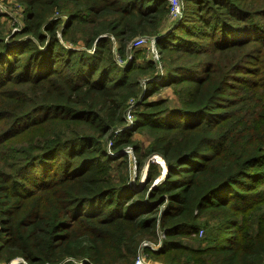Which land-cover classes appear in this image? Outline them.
Returning a JSON list of instances; mask_svg holds the SVG:
<instances>
[{
    "label": "trees",
    "instance_id": "obj_1",
    "mask_svg": "<svg viewBox=\"0 0 264 264\" xmlns=\"http://www.w3.org/2000/svg\"><path fill=\"white\" fill-rule=\"evenodd\" d=\"M16 1L27 37L0 21V264H264V0H184L164 35V0ZM137 36L158 62H136ZM164 86L175 105L151 99ZM128 145L138 172L161 156L163 179L150 160L133 180Z\"/></svg>",
    "mask_w": 264,
    "mask_h": 264
},
{
    "label": "rangeland",
    "instance_id": "obj_2",
    "mask_svg": "<svg viewBox=\"0 0 264 264\" xmlns=\"http://www.w3.org/2000/svg\"><path fill=\"white\" fill-rule=\"evenodd\" d=\"M167 5V3H165ZM168 7V6H167ZM178 7H179V13L174 16L171 17L168 14L166 15L164 22L160 28L161 30V35H164L167 33V31L172 30L173 27H175L181 20L183 17V15H186L188 13L187 10H184L185 7V2L184 0H178ZM63 21L66 20L65 16H62ZM0 21L3 23L4 26V32H5V40H7V42H14V41H18L20 39H24L27 37V35H23V34H16L19 31H21L22 27L24 26V8L23 5H21L20 3H18L16 0H0ZM81 44V43H80ZM67 47L71 48L72 46L69 45V43L67 44ZM154 49L155 48V42L153 45ZM74 48H77L74 46ZM141 49L143 50V54L142 56H140L137 59V63H144V61L146 59H153L151 56V45H149V43H143L141 46H139L138 48L134 49V50H138ZM130 51V50H129ZM133 51V50H132ZM130 51V53L132 52ZM158 54V53H157ZM157 58H159V54L157 56ZM155 62H158V60H154ZM126 65V64H125ZM157 73H155L154 75V79L155 80H159V76L162 75L166 69V66H164L163 64L157 63ZM239 77H246L245 73H242L240 71H238V73L236 74ZM142 85L144 84L143 82H146L145 80L141 81ZM146 84V83H145ZM146 86V85H145ZM140 96L142 97L143 95L140 94ZM166 99V102L171 103V105H175L176 104V95L173 92V88L170 86H164L162 87L158 92L152 94L151 99ZM133 115L136 118L135 114H134V109L135 106H133ZM127 129H133V126L126 128ZM124 129H122L121 131H123ZM120 131V132H121ZM118 132V133H120ZM109 135V133H108ZM107 135V137H108ZM132 139L137 143L138 146V150L140 154L144 153L145 150L148 147L149 144V138L148 136L143 133V132H133L132 133ZM108 140H107V145H108ZM107 149H109L107 147ZM123 151L128 155L129 158V175L131 176V178L134 180L135 177L138 175L139 176V181H144L145 180V175H146V171H147V163L151 160L154 161V163L156 164V166L159 168L160 173L157 176V178L155 179L154 183L159 182L161 179H163L165 173H166V164L164 163V159L157 155V154H151L149 155L143 162V165L141 166L139 172L136 166V157H135V153L133 148L128 145L126 146ZM110 154V153H109ZM114 155V154H112ZM115 168V169H114ZM114 172L113 173H117L116 170V166L114 167ZM112 169V170H113ZM132 185V184H131ZM264 186V184L262 185ZM261 186V187H262ZM202 235V230L200 229L199 231V237ZM185 243L187 244H191L185 241ZM147 243H144V245H146ZM148 245H150L151 247L157 249L158 247H160V243H148ZM193 245V247L197 246V244L193 243L191 244ZM141 257L144 259V262L146 264H160L159 262L153 260L152 258L147 257L143 252H139ZM144 255V256H143Z\"/></svg>",
    "mask_w": 264,
    "mask_h": 264
},
{
    "label": "built area",
    "instance_id": "obj_3",
    "mask_svg": "<svg viewBox=\"0 0 264 264\" xmlns=\"http://www.w3.org/2000/svg\"><path fill=\"white\" fill-rule=\"evenodd\" d=\"M165 3H167L168 6V15L171 17L176 16L179 13V7H178V0H164ZM149 43V45H151V56L153 58V60H158L157 56V51L156 49H154L153 45L155 42V38L154 37H148V36H137L134 39L131 40V42L129 43V49L131 48H138L139 46H141L143 43ZM131 59L130 54L127 56L126 60H117V63L119 65H125L128 60ZM141 96H139L137 99H129L128 103H127V107L124 111V125L117 128L116 130H114V135H117L118 132H120L122 129H126L128 127L133 126L134 124V120L135 117L133 115V106L136 105V103L140 100ZM108 146H110V142L108 143ZM111 154V153H110ZM144 256V255H143ZM134 264H146L144 262V259L141 257L140 253L137 256V258L134 261Z\"/></svg>",
    "mask_w": 264,
    "mask_h": 264
},
{
    "label": "water",
    "instance_id": "obj_4",
    "mask_svg": "<svg viewBox=\"0 0 264 264\" xmlns=\"http://www.w3.org/2000/svg\"><path fill=\"white\" fill-rule=\"evenodd\" d=\"M164 163H165V161H164Z\"/></svg>",
    "mask_w": 264,
    "mask_h": 264
}]
</instances>
